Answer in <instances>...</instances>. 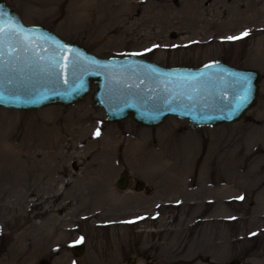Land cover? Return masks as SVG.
Instances as JSON below:
<instances>
[{
    "label": "rangeland",
    "instance_id": "374dc122",
    "mask_svg": "<svg viewBox=\"0 0 264 264\" xmlns=\"http://www.w3.org/2000/svg\"><path fill=\"white\" fill-rule=\"evenodd\" d=\"M7 2L103 58L226 62L261 82L244 118L217 127L109 124L92 94L0 108V264H264V0Z\"/></svg>",
    "mask_w": 264,
    "mask_h": 264
},
{
    "label": "water",
    "instance_id": "95a60500",
    "mask_svg": "<svg viewBox=\"0 0 264 264\" xmlns=\"http://www.w3.org/2000/svg\"><path fill=\"white\" fill-rule=\"evenodd\" d=\"M0 12V108L71 107L92 94L109 124L132 119L156 128L176 117L201 128L237 123L257 103V70L226 62L191 68L166 67L140 56L103 58L43 26L26 24L6 0H0ZM128 183L122 174L116 186L125 190ZM73 249L77 256L84 254L83 243Z\"/></svg>",
    "mask_w": 264,
    "mask_h": 264
},
{
    "label": "snow or ice",
    "instance_id": "6c2138e0",
    "mask_svg": "<svg viewBox=\"0 0 264 264\" xmlns=\"http://www.w3.org/2000/svg\"><path fill=\"white\" fill-rule=\"evenodd\" d=\"M3 16H4V13L0 12V20H2ZM2 33H3V28L0 27V35H2ZM247 35H249V32L247 30H245V32L241 33L240 36H229V37H227V39L228 40H239V39H241L243 37H246ZM147 51H151V49H148ZM134 55H140V54L137 53V54H134ZM2 56H3V52L0 51V57H2ZM0 63H2V60H0ZM2 71H3V69H2V67H0V72H2ZM3 99H4L3 93L0 92V102H2ZM239 107H240V105H238L237 108L234 109L233 111H237L239 109ZM99 134H100L99 129H97L95 135L99 136ZM239 199H243V196L239 197ZM252 235H255V233H253ZM82 240H83V237H81V241Z\"/></svg>",
    "mask_w": 264,
    "mask_h": 264
}]
</instances>
